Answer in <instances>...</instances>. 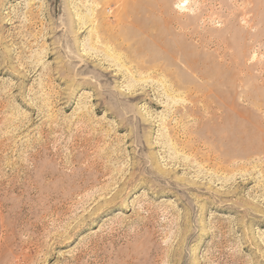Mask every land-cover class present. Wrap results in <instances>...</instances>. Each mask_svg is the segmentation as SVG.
<instances>
[{
	"label": "rangeland",
	"instance_id": "obj_1",
	"mask_svg": "<svg viewBox=\"0 0 264 264\" xmlns=\"http://www.w3.org/2000/svg\"><path fill=\"white\" fill-rule=\"evenodd\" d=\"M239 115L264 121V0H0V264H264Z\"/></svg>",
	"mask_w": 264,
	"mask_h": 264
},
{
	"label": "bare ground",
	"instance_id": "obj_2",
	"mask_svg": "<svg viewBox=\"0 0 264 264\" xmlns=\"http://www.w3.org/2000/svg\"><path fill=\"white\" fill-rule=\"evenodd\" d=\"M86 20H87V18H86ZM88 21H89V19H88ZM121 21H122V19L120 18V20H117L116 23L117 22L121 23ZM135 25H136V22H135ZM108 32L110 33V30ZM99 36L100 35L97 34V35H95L94 38L99 39ZM108 36H110V35L108 34ZM92 38H93V36L91 37V39ZM113 38H114V35H113ZM147 38L153 43V45H155L157 47H158V43H161L160 42L161 40L158 39V36L148 35ZM96 41H98V40H96ZM119 41H120V38H119ZM138 41L140 43H142L141 42L142 39H138ZM172 45L176 46L177 48L180 47V45L178 46L175 41H172ZM159 47L165 52H166V49L169 48V46H167V45L165 46V44L164 45L160 44ZM131 50H133L134 52L140 53L141 47L137 45L136 47H132ZM172 53L173 54H170V59L167 60L168 66L178 67L180 63H184V65H186L192 71L196 70L195 64L192 63L191 60L185 58V56L183 57L182 55L178 56V53L174 54L173 49H172ZM104 57H105V59L111 58L108 55V52L107 53L105 52ZM142 62L139 63L138 65H141ZM143 65H146V66L158 65V70L159 69L163 70L161 67V65H163V64H161V63L158 64V60H156L154 58L153 59H146L143 62L142 66ZM242 116L243 115H239L238 117L244 119L247 124H245L244 126H241L238 124L237 127L233 129V131H234L233 133H235L234 134L235 138H233V139L229 138L228 141H226L224 143L223 148L221 150V153L223 154V156L225 155L226 157L234 158V159H243L245 162L251 161L252 159H256L255 157H260V158L263 157L264 158V121L260 122V123H254L253 124V122L250 121V116H248V117H244V116L242 117ZM226 161H229V160L226 159ZM244 163H242V164L244 165Z\"/></svg>",
	"mask_w": 264,
	"mask_h": 264
}]
</instances>
